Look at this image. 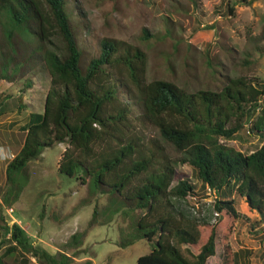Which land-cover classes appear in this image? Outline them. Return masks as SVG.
Segmentation results:
<instances>
[{"label":"trees","instance_id":"1","mask_svg":"<svg viewBox=\"0 0 264 264\" xmlns=\"http://www.w3.org/2000/svg\"><path fill=\"white\" fill-rule=\"evenodd\" d=\"M233 11L227 7L229 15ZM1 15L7 23L0 22V32L10 52L3 58L0 80L9 78V68L15 73L23 67L27 52L39 50L50 76L43 111L29 114L22 145L6 165L11 186L3 202L12 206L18 200L27 184L29 161L65 143L57 168L61 177H87L94 192L113 194L120 206L140 212L133 236L121 243L142 239L149 244V252L136 264H207L217 243L223 264H236L230 237L239 216L233 199L222 198V193L234 187L248 209L264 219V82L239 76L228 78L220 91L194 93L164 80L148 83L145 53L114 39L103 40L98 56L83 66L67 0H0ZM52 36L62 41L59 51L44 49ZM149 37L144 30L142 39ZM119 66L120 73L111 70ZM145 120L184 154L180 162L190 166L201 187L210 189L214 222L189 219L177 209V202L199 197V192L177 170L179 161L167 159L157 141L142 142L136 127L144 123L134 122ZM246 120V132L262 140L249 155L219 142L232 139ZM15 173H21V180ZM95 215L94 209L92 219ZM0 230L9 243L4 253L19 255L21 264H32L28 256L40 264H69L68 256L33 246L17 224ZM260 239L264 247V236Z\"/></svg>","mask_w":264,"mask_h":264},{"label":"rangeland","instance_id":"2","mask_svg":"<svg viewBox=\"0 0 264 264\" xmlns=\"http://www.w3.org/2000/svg\"><path fill=\"white\" fill-rule=\"evenodd\" d=\"M228 6L234 10L232 15L227 13ZM67 9L83 66L98 56L103 40L114 39L145 53L148 83L164 80L194 93L220 91L228 78L239 76L264 82V0H67ZM0 22L7 23L5 15L0 16ZM144 30L150 36L146 40L142 39ZM44 45L45 50H58L62 41L52 36ZM9 52L1 30L0 68ZM36 52H27L23 67L15 73L9 68V78L0 80V104H6L0 109V227L17 224L33 246L51 255L64 254L70 258L69 264H136L139 256L149 252V244L142 239L126 246L121 243L133 236L134 218L140 212L120 206L113 194L94 192L87 177L83 181L61 177L57 168L65 143L46 148L29 161L27 184L18 200L12 206L3 202L11 186L5 176L6 165L22 145L29 114L42 113L49 89L42 51ZM111 70L121 72L120 66ZM139 123H144L136 127L142 142L157 141L167 159L179 161L177 170L199 192V197L177 202V209L189 219L212 221L214 198L207 195L190 166L180 162L184 154L165 143L154 125L146 120L134 122ZM249 123L246 120L243 130L232 139L219 142L245 155L254 152L262 140L246 132ZM15 175L21 180V173ZM224 190L222 198L233 199L239 216L230 237L236 264H264L260 239L264 219L248 209L234 187ZM7 240L0 230V264H21L19 255L4 253L9 247ZM220 254L217 243L207 264H223ZM28 257L30 263L40 264Z\"/></svg>","mask_w":264,"mask_h":264},{"label":"built area","instance_id":"3","mask_svg":"<svg viewBox=\"0 0 264 264\" xmlns=\"http://www.w3.org/2000/svg\"><path fill=\"white\" fill-rule=\"evenodd\" d=\"M206 191H207V195H211V197H213V194H212V192L210 191L209 188H206ZM213 215L216 216V213H214ZM212 222H214V220H212Z\"/></svg>","mask_w":264,"mask_h":264},{"label":"crops","instance_id":"4","mask_svg":"<svg viewBox=\"0 0 264 264\" xmlns=\"http://www.w3.org/2000/svg\"><path fill=\"white\" fill-rule=\"evenodd\" d=\"M230 242H232V240L230 239ZM231 245V244H230Z\"/></svg>","mask_w":264,"mask_h":264},{"label":"clouds","instance_id":"5","mask_svg":"<svg viewBox=\"0 0 264 264\" xmlns=\"http://www.w3.org/2000/svg\"><path fill=\"white\" fill-rule=\"evenodd\" d=\"M213 220H214V215H213Z\"/></svg>","mask_w":264,"mask_h":264}]
</instances>
